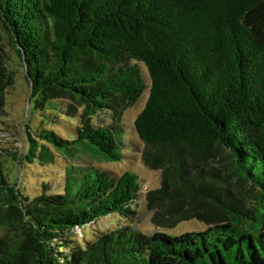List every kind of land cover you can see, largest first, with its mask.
Here are the masks:
<instances>
[{
	"label": "trees",
	"instance_id": "1",
	"mask_svg": "<svg viewBox=\"0 0 264 264\" xmlns=\"http://www.w3.org/2000/svg\"><path fill=\"white\" fill-rule=\"evenodd\" d=\"M0 30L34 111L62 101L77 115L69 139L28 132L27 162L60 167L51 148L120 162L134 150L124 113L147 92L133 129L143 166L160 172L151 223L206 226L88 242L77 229L131 213L137 173L68 164L55 193L47 181L26 192L22 163L0 155V264H264V0H0ZM6 61L0 43V115Z\"/></svg>",
	"mask_w": 264,
	"mask_h": 264
},
{
	"label": "rangeland",
	"instance_id": "2",
	"mask_svg": "<svg viewBox=\"0 0 264 264\" xmlns=\"http://www.w3.org/2000/svg\"><path fill=\"white\" fill-rule=\"evenodd\" d=\"M0 41L1 48L7 56L6 67L14 75L13 84L5 90V103L0 115V155L7 158H13L14 156L18 165L19 162L22 163L21 172L22 176H26L24 185L26 192L36 191L41 187V184L48 182L46 185L47 192L55 193L60 186L59 181L63 176L64 167L68 164L76 166L89 164L114 176H119L126 171H134L140 176L141 186L137 200L128 208L131 213L127 214L126 217L112 215L99 219L84 230L77 229L76 234L78 237H84L88 242H93L96 236L106 232L110 233L122 227H130L148 235L159 231L170 236L206 229L203 223L195 220L182 222L173 229H157L151 223V212L146 206L145 194L149 190L159 187L160 172L150 171L143 166L140 155L142 142L133 129V121L145 106L148 97L147 92L132 108L124 113L122 125L124 126L125 140L128 144H133L134 150L128 151L126 157L120 162L98 161L94 157L90 158L86 155H78L69 160L64 159V161L59 159L60 156L53 148H51L52 152L56 154L57 161H60V167H53L51 164L39 167L36 163L27 162L25 160V148L28 132L33 136L34 134L37 136L41 132L47 131L56 134L60 138L69 139L70 134L74 135L77 126V115L67 114V103L62 101L49 105L51 109L47 108L42 113L34 111L33 104L28 102L29 86L24 71L21 64L15 59L12 45L2 30H0ZM144 75H146L145 72ZM97 118L99 123L106 124L109 122L106 114L101 113ZM41 143L44 142L41 141ZM18 165L7 164V167L16 172ZM92 233L93 235H91Z\"/></svg>",
	"mask_w": 264,
	"mask_h": 264
},
{
	"label": "water",
	"instance_id": "3",
	"mask_svg": "<svg viewBox=\"0 0 264 264\" xmlns=\"http://www.w3.org/2000/svg\"><path fill=\"white\" fill-rule=\"evenodd\" d=\"M246 183L248 184V186H250V185H251V184H250V181H247Z\"/></svg>",
	"mask_w": 264,
	"mask_h": 264
}]
</instances>
